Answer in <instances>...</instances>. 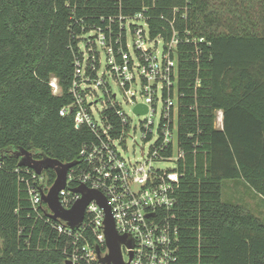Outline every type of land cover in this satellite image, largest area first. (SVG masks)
I'll list each match as a JSON object with an SVG mask.
<instances>
[{
    "label": "trees",
    "instance_id": "16d2710c",
    "mask_svg": "<svg viewBox=\"0 0 264 264\" xmlns=\"http://www.w3.org/2000/svg\"><path fill=\"white\" fill-rule=\"evenodd\" d=\"M142 7H149L152 34L169 32L162 12L211 42L197 65L180 55L187 76L180 132H201L197 144L186 143L172 210L178 263L264 264V221L221 194L223 181L241 178L264 198V0H0V264H65L54 234L27 216L17 153L77 159L89 134L59 115L70 100L74 35L101 15ZM171 7H188L185 17ZM53 77L60 94L52 92ZM218 109L222 129L213 123ZM43 172L52 183L55 171Z\"/></svg>",
    "mask_w": 264,
    "mask_h": 264
},
{
    "label": "built area",
    "instance_id": "2783aa9c",
    "mask_svg": "<svg viewBox=\"0 0 264 264\" xmlns=\"http://www.w3.org/2000/svg\"><path fill=\"white\" fill-rule=\"evenodd\" d=\"M187 8L171 7L173 12L182 11V18ZM148 9L142 7L129 14L120 9L101 15L98 21L82 25L74 35L73 71L67 89L70 100L59 109V115L71 116L74 127L89 135L82 140L78 157L66 172L58 201L62 208L70 209L82 196L73 189L81 185L100 192L108 201L117 234L125 236L120 243L124 262L179 264L178 226L171 216L186 143L197 144L201 132H180L186 95L180 83L187 79L181 76L184 69L180 55L189 53L197 65L201 56L208 54L211 42L204 35L178 29L176 19L162 12L159 17L166 21L169 32L152 34ZM199 82L196 74L189 95L194 100L192 108ZM49 84L54 94L61 93L55 77ZM138 105L140 110H136ZM125 108L141 119L134 122ZM213 123L222 129L221 109L216 110ZM137 128L149 146L146 156L132 161L122 152L126 139L133 137ZM160 161L174 162V167L153 166V162ZM14 170L27 193V216L41 220L54 234L64 263L105 264L100 261L108 253L103 207L91 199L85 205L82 221L72 228L66 220L51 218L52 211L42 199L54 180L49 184L44 170L37 173L28 166Z\"/></svg>",
    "mask_w": 264,
    "mask_h": 264
},
{
    "label": "water",
    "instance_id": "95a60500",
    "mask_svg": "<svg viewBox=\"0 0 264 264\" xmlns=\"http://www.w3.org/2000/svg\"><path fill=\"white\" fill-rule=\"evenodd\" d=\"M141 105L136 107L140 110ZM145 109V108H144ZM19 157L18 166H28L34 169L37 173L42 170L52 168L55 171V179L46 193H42V199L45 201L52 211L51 218H61L66 220L70 227L75 228L79 225L83 218L85 205L91 200L95 199L104 209V236L108 253L104 257H100V261L105 264H128L124 262L120 253V243L125 240V236L117 234L114 226V220L110 212L109 204L106 198L98 191L88 190L83 185L73 189V191L80 192L82 196L74 203L70 209H64L60 206L58 201V191L64 187L66 172L74 162L63 163L61 161L44 158L41 160L33 159L26 151L17 153ZM99 252V249H97ZM65 264H71L69 260Z\"/></svg>",
    "mask_w": 264,
    "mask_h": 264
},
{
    "label": "rangeland",
    "instance_id": "374dc122",
    "mask_svg": "<svg viewBox=\"0 0 264 264\" xmlns=\"http://www.w3.org/2000/svg\"><path fill=\"white\" fill-rule=\"evenodd\" d=\"M90 34H87V36ZM161 45V43H160ZM117 89V87H116ZM118 94L120 92L116 90ZM134 122L141 118L132 115L128 108H125ZM133 137L126 139V149L122 152L125 157H130L132 161L142 159L148 152L149 142L145 143L141 138V132L137 128L133 133ZM136 141V142H135ZM142 150L144 155H142ZM153 166L161 169L174 167V162H153ZM222 199L237 203L247 210L253 212L264 221V198L259 196L243 179L225 180L222 182Z\"/></svg>",
    "mask_w": 264,
    "mask_h": 264
},
{
    "label": "flooded vegetation",
    "instance_id": "af4514ba",
    "mask_svg": "<svg viewBox=\"0 0 264 264\" xmlns=\"http://www.w3.org/2000/svg\"><path fill=\"white\" fill-rule=\"evenodd\" d=\"M36 160V159H35Z\"/></svg>",
    "mask_w": 264,
    "mask_h": 264
}]
</instances>
